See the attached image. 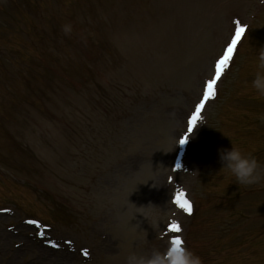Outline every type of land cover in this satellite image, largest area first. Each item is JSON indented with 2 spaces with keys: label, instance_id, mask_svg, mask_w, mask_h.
Returning a JSON list of instances; mask_svg holds the SVG:
<instances>
[{
  "label": "rangeland",
  "instance_id": "374dc122",
  "mask_svg": "<svg viewBox=\"0 0 264 264\" xmlns=\"http://www.w3.org/2000/svg\"><path fill=\"white\" fill-rule=\"evenodd\" d=\"M74 1L0 0V264H125L128 251L164 250L173 220L202 264H264V190L248 195L264 187V96L251 87L264 0H76L72 12ZM35 9L61 37L90 40L78 47L91 84L62 58L48 64L49 96H35L41 86L17 61L32 53ZM237 21L248 33L222 69L219 98L180 144ZM232 144L257 159L258 183L221 168ZM146 163L156 167L150 185L138 178ZM181 189L191 215L172 202ZM58 214L64 221L51 220Z\"/></svg>",
  "mask_w": 264,
  "mask_h": 264
},
{
  "label": "clouds",
  "instance_id": "9594fccd",
  "mask_svg": "<svg viewBox=\"0 0 264 264\" xmlns=\"http://www.w3.org/2000/svg\"><path fill=\"white\" fill-rule=\"evenodd\" d=\"M65 31H68L67 27ZM251 87L258 95L264 96V45L257 51L256 71ZM260 118L264 119V116ZM219 159L222 162L221 168L234 177L237 184L247 186L262 179L257 159L233 144L230 148L220 150ZM142 214L148 218L146 214ZM125 264H202V259L194 250L184 246L183 242L170 241L164 250L153 248L148 254L128 251Z\"/></svg>",
  "mask_w": 264,
  "mask_h": 264
},
{
  "label": "snow or ice",
  "instance_id": "6c2138e0",
  "mask_svg": "<svg viewBox=\"0 0 264 264\" xmlns=\"http://www.w3.org/2000/svg\"><path fill=\"white\" fill-rule=\"evenodd\" d=\"M244 32H245V27L242 24H240L239 21H237L235 27V33L231 37V42L228 43L227 45L226 54L215 62L214 76L213 78L206 81L202 92V99L198 104L195 105V110L192 112L191 116L187 118V131L184 132L183 135H181L177 141L180 144H183L187 140L188 132H190L193 126L198 122L200 115L202 114V109L206 106L205 102L209 101L211 98L217 95L216 85H217V81L221 78L222 69L227 65L229 56L232 54L234 48H236L237 42L241 39V35ZM172 202L175 206H177L185 213L191 214L193 211L192 202L187 198L186 193L183 189L176 192L172 196ZM3 211H7V210H3ZM31 223H35V221H31ZM166 227L171 233H174L171 236L172 242L184 243L181 235H179V233L181 232V225L178 221L173 220L169 222L166 225ZM48 243H52V242L48 241ZM84 252L85 255H87V250H84Z\"/></svg>",
  "mask_w": 264,
  "mask_h": 264
},
{
  "label": "bare ground",
  "instance_id": "6f19581e",
  "mask_svg": "<svg viewBox=\"0 0 264 264\" xmlns=\"http://www.w3.org/2000/svg\"><path fill=\"white\" fill-rule=\"evenodd\" d=\"M247 33H248V31H246V33L244 34V37H243V39H242V41L240 43V47H241L242 43L245 41V39L247 37ZM155 169H156V167H153L152 165H148L147 163L142 165L140 167L139 171H138V178L140 179L141 182L147 180L148 185H150L151 184V180L153 179V177L155 176V173H156ZM142 198H146V195H144ZM142 198L140 199L141 201L139 202V204H136V208H133V209H137L136 216L139 215V217H141Z\"/></svg>",
  "mask_w": 264,
  "mask_h": 264
},
{
  "label": "trees",
  "instance_id": "16d2710c",
  "mask_svg": "<svg viewBox=\"0 0 264 264\" xmlns=\"http://www.w3.org/2000/svg\"><path fill=\"white\" fill-rule=\"evenodd\" d=\"M65 41H67L66 42V45H70L71 44V42H69L68 40H65ZM51 47L52 48L55 47L54 44H51ZM35 51H36V53L34 55L35 57L31 60V64H41V61H40V59H41V53L44 54V52L43 51L41 52V50L38 49V48Z\"/></svg>",
  "mask_w": 264,
  "mask_h": 264
}]
</instances>
